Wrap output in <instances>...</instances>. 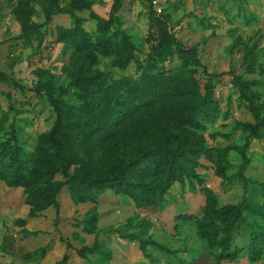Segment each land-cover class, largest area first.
Returning <instances> with one entry per match:
<instances>
[{
	"label": "rangeland",
	"instance_id": "1",
	"mask_svg": "<svg viewBox=\"0 0 264 264\" xmlns=\"http://www.w3.org/2000/svg\"><path fill=\"white\" fill-rule=\"evenodd\" d=\"M72 1L0 0V73L5 76L0 77V153L6 144L19 149L28 177L20 187H9L0 178V264H55L65 254L68 264H264V257L251 263L245 251L235 261L214 257L217 251L196 231L204 207L196 181L174 183L160 206L142 209L111 190L94 202L76 204L67 187L57 194L58 210L45 206L40 196L33 198L32 207L26 190L46 169L44 138L54 122L49 96L76 108L81 107L76 96L81 88L100 92L106 99L118 96L126 79L140 78L138 66L146 69L151 45L161 39L160 25L172 36L174 52L157 64L153 75L177 74L195 80L200 88L210 75L215 78L216 117L204 123L203 131L176 124L181 145L200 139L204 152L196 173L202 186L216 195L220 207L237 205L242 198L261 204L264 138L248 140L244 166L239 149L245 135L239 124L254 121L241 106L232 81L237 77L252 82L251 90L264 103V0H154L159 14L151 0H87L103 24L87 12L68 14ZM25 27L37 31L26 39ZM116 33L129 36L133 43L132 59L125 66V45L108 49L107 55L99 53L101 41L115 40ZM81 45L89 49L85 56ZM179 48L192 56L184 60L176 52ZM83 72L102 77L86 83L80 80ZM77 117L69 110V121ZM74 150L71 174L88 175V170L96 175L108 167V155L86 157L78 144ZM91 216L96 217L95 232L87 234L83 223ZM248 234V227L239 222L233 246L244 249ZM128 235L153 244L143 249L138 241L124 238ZM83 248L93 250L86 259L77 255Z\"/></svg>",
	"mask_w": 264,
	"mask_h": 264
},
{
	"label": "trees",
	"instance_id": "2",
	"mask_svg": "<svg viewBox=\"0 0 264 264\" xmlns=\"http://www.w3.org/2000/svg\"><path fill=\"white\" fill-rule=\"evenodd\" d=\"M75 12H87L98 24L106 23L92 11V4L87 0H73L68 14L75 16ZM35 31L32 27L22 30L26 39ZM160 31V42L151 45L146 69L138 66L140 78L134 82L126 79L118 96L106 99L100 92L81 88L76 93L77 100L81 102L79 108L69 107L49 96L54 122L44 138L48 152L46 169L33 185L27 187L28 202L32 207L36 206L33 198L40 196L45 206L58 210L57 194L67 187L71 200L76 204L94 202L99 194L111 190L130 198L137 209H142L160 206L164 202V194L174 183L182 185L185 180L190 184L196 181L204 198L201 216L195 222L196 231L211 250L217 251L214 257L219 261H235L245 251L251 263L259 262L264 257V183L261 184V204L242 198L237 205L222 207L216 195L202 186L196 173L200 166L199 155L204 152L200 139L196 143L181 145L176 124L203 131L204 123H210L216 117L215 78L210 75L200 88L195 80L181 78L177 74L157 72L153 75L157 64L174 52L172 36L159 25ZM114 38L116 41L110 37L103 39L99 53L107 55L108 49L118 44L125 45V66L132 59L133 43L122 33H116ZM86 44H89L88 40ZM80 50L85 56L89 49L81 45ZM177 50L184 60L192 56L191 51ZM0 77L5 80L2 73ZM101 77L98 73L83 72L80 80L89 83ZM232 83L239 91L241 106L249 111L254 121L253 124H239L245 135L244 147L239 149L245 166L244 149L248 140L264 138V103L260 101V95L251 90L252 82L234 77ZM69 110L78 114L74 121L67 119ZM76 144L82 147L81 154L86 157L96 159L99 153H103L102 157L108 155V167L97 171L100 173L96 175H89L92 172L88 170H85L88 175L79 171L71 174V158ZM124 149H129V153L121 154L120 150ZM221 153L223 156L226 154L225 150ZM5 157L7 163L2 161ZM24 168L20 150L3 145L0 153L1 180L9 187L24 186L28 178ZM56 176L61 180H56ZM238 177L245 180L241 173ZM239 222L248 227L249 242L244 249L233 246V232ZM83 224V230L93 234L96 217H89ZM124 238L138 241L143 249L153 244L135 235ZM92 252V249L83 248L77 251V255L86 259ZM94 252H97V245ZM55 264H68V255L65 254Z\"/></svg>",
	"mask_w": 264,
	"mask_h": 264
},
{
	"label": "built area",
	"instance_id": "3",
	"mask_svg": "<svg viewBox=\"0 0 264 264\" xmlns=\"http://www.w3.org/2000/svg\"><path fill=\"white\" fill-rule=\"evenodd\" d=\"M152 4H153V8L154 10L157 12V14L161 13V11L159 9H157V3L154 0H151Z\"/></svg>",
	"mask_w": 264,
	"mask_h": 264
}]
</instances>
